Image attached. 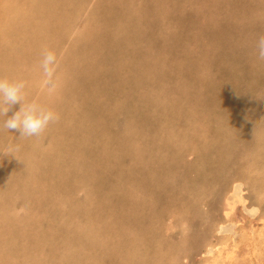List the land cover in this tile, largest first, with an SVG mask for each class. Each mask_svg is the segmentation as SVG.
<instances>
[{
  "label": "rangeland",
  "instance_id": "374dc122",
  "mask_svg": "<svg viewBox=\"0 0 264 264\" xmlns=\"http://www.w3.org/2000/svg\"><path fill=\"white\" fill-rule=\"evenodd\" d=\"M262 36L264 0H0V75L59 114L0 118V264H264Z\"/></svg>",
  "mask_w": 264,
  "mask_h": 264
},
{
  "label": "clouds",
  "instance_id": "9594fccd",
  "mask_svg": "<svg viewBox=\"0 0 264 264\" xmlns=\"http://www.w3.org/2000/svg\"><path fill=\"white\" fill-rule=\"evenodd\" d=\"M256 54L264 56V36L256 43ZM57 58L51 51H44L40 68L45 77H50L55 69ZM28 81L13 76L0 75V118L2 127L8 132L16 131L20 137L40 138L50 125L59 120V114L49 105L38 100H29ZM19 105L11 116L8 113Z\"/></svg>",
  "mask_w": 264,
  "mask_h": 264
},
{
  "label": "bare ground",
  "instance_id": "6f19581e",
  "mask_svg": "<svg viewBox=\"0 0 264 264\" xmlns=\"http://www.w3.org/2000/svg\"><path fill=\"white\" fill-rule=\"evenodd\" d=\"M43 88V87H42ZM202 116H203V114H202ZM206 120V119H205ZM209 123V122H208ZM205 128V127H204ZM208 133V132H207ZM231 210V209H230ZM233 211V210H232ZM77 213V212H76ZM228 215V214H227ZM56 223V222H55ZM98 224V223H97ZM58 227V226H57ZM27 248V247H26Z\"/></svg>",
  "mask_w": 264,
  "mask_h": 264
}]
</instances>
